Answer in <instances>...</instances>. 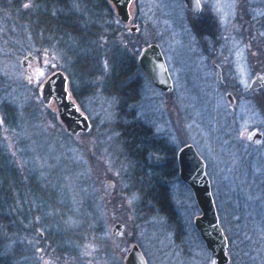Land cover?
Instances as JSON below:
<instances>
[{
    "label": "trees",
    "instance_id": "trees-1",
    "mask_svg": "<svg viewBox=\"0 0 264 264\" xmlns=\"http://www.w3.org/2000/svg\"><path fill=\"white\" fill-rule=\"evenodd\" d=\"M0 15L6 25L13 22L20 38L16 44L6 39V30L2 31L0 47L7 52L6 58L14 62L23 54H30L35 61L38 57L57 56L63 65L65 63L69 67L76 80V86L68 81V90L79 107L81 98L89 94L92 81L102 90L101 94L115 97L117 115L124 113L128 103L136 98V85L144 80L137 70L136 56L142 45L154 40L145 38L138 27L134 33L126 30L108 0H0ZM240 15L233 33L244 30L246 40L256 42L259 22L249 21L248 14L242 20ZM215 26L208 29L210 40H217ZM63 65L55 69L65 72ZM260 69L264 70V62ZM65 74L68 76V72ZM131 79L136 84L134 87L130 86ZM38 87L39 84L28 85L16 74L10 80L0 74V264H37L39 249L21 238L35 234L36 229L47 222L49 230L39 241L52 255L62 254L75 264H94L99 256L104 264H122L124 252L116 247L123 243L118 241V236L110 235L106 222L101 220L97 209H93L89 198L79 200V212L71 218L74 224L68 226L64 220L67 224L62 222L63 204L55 200L54 195L63 169L68 172L69 180L79 185L78 198L85 194L94 197L91 192H98L103 179L97 165L101 157L98 153L106 142L107 148L117 146L116 155L122 156L126 163L128 183L127 191L123 193L132 197L131 212L138 216L135 221L146 219L151 214L162 217L172 228L174 242L181 244L182 225L167 189V180L176 177L174 147L159 139H151L148 143L144 124L133 125L120 120L103 125L112 134L101 139V143L98 133H93V120L89 121L85 132L68 134L57 120L52 105L40 102ZM10 90L21 94L19 102L6 98L5 94ZM257 99L258 113L264 122V92L259 93ZM2 129L12 145H6ZM73 136L77 138L75 145L66 141ZM71 149L73 154L79 155L77 164L71 156L60 158L56 154L60 151L68 153ZM148 152L165 156L162 169L157 164L148 165L145 158ZM32 156H38L41 162L33 161ZM30 161L36 162L42 172L40 176L36 177ZM159 169L162 170L161 175ZM148 170L154 175L146 182ZM47 192L49 200L45 203ZM24 193L34 202L30 210L23 201ZM104 201L105 207H114L116 202L113 198ZM47 207L53 212L45 216L42 211ZM118 221L124 223L121 219ZM221 228L226 235L224 227ZM36 236L33 238L38 239ZM196 238L203 246L197 233ZM84 248H93L89 252L92 259L81 254ZM182 249V252H187L185 244H182ZM204 264H211L208 257Z\"/></svg>",
    "mask_w": 264,
    "mask_h": 264
},
{
    "label": "rangeland",
    "instance_id": "rangeland-1",
    "mask_svg": "<svg viewBox=\"0 0 264 264\" xmlns=\"http://www.w3.org/2000/svg\"><path fill=\"white\" fill-rule=\"evenodd\" d=\"M199 1L203 6V12L208 11L211 13L214 24H216V26L218 25V30H220L221 34L228 35V40L232 47L235 45L239 46L238 42L244 41L246 43V49L244 46H240L235 49L236 54H231V57L233 56L236 58V63L234 64L236 70L233 65H230L226 77L230 79L234 78L242 85L247 84L251 72L255 70L261 71L262 69L260 68L264 62V0H245L247 3H245L244 0ZM128 10L132 18L130 24L138 27V30L145 35V38L153 39L154 43L160 47L171 74L172 92L162 94L153 89L146 82L140 81V83L136 85V98L128 103L124 113L117 115L114 108L116 101L115 97L113 95L105 96L101 94L100 92L102 90L96 87V82L92 81L89 83V87H91L89 94L81 98L79 103L80 107H78L86 115L88 121L93 120L95 132L92 131L95 134L98 133L100 143L101 139H106L112 134V131H109V129H107L108 127L103 128V125L113 124L119 120L121 122H130L133 124L142 123L148 126L151 128L152 132L157 134V136L163 137L166 143L174 147V149L182 142H191L206 163V175L211 184V194L218 222L220 226L228 230L229 228L226 223L228 220L227 215L230 210L238 211V207L236 206V208H234L235 206L233 204L230 208L226 207V200L224 197L226 188L230 187L236 190V185L226 180L227 174L222 169L223 166L221 165V163H224V156L227 155L226 151H224V129L225 127H232L233 125V129L237 133L250 131V127H254L255 125L260 126L262 124V118L260 119L259 113H255L253 106L248 102L237 101L232 107V110L229 111L227 108L225 109L227 106L225 101L222 100L224 104L222 103L220 110L217 111L218 109L216 108L210 113L208 111V101H210V97L202 98L201 96L194 95L185 96L184 93L181 96L177 93L180 87L186 88L189 93L192 90H198L196 87L197 79H193L194 77H189L188 80L181 79L182 76L179 74L184 67L188 69L194 68L190 58L180 56V48L187 47L189 44L191 45V42L198 40L193 29L189 26L188 20L191 18L188 19L187 14L183 11L180 0H130ZM242 10L243 12H241ZM239 14H241L242 20L246 18L245 14H248L249 21L253 19L259 22V30L257 31L258 39H256V42L247 41L243 32L244 30L233 33L234 27L237 25L236 19H240L238 18ZM4 30H6V39L13 40L16 44L19 43L20 38L13 22H7L6 25V22H3L0 18V34ZM186 43H188V45ZM6 53L7 52L0 47V74L8 80L16 74L23 78L30 86L36 84L40 85L42 80L52 70H55V67L63 65V62H60L57 56L53 55V58L38 57L36 61L29 59L25 66H22L21 58L25 56V54L18 56L14 62H10L6 58ZM27 67L30 68L31 72H27ZM63 68L66 73L68 72L70 78V80H68V76L59 68L66 76L67 88H69L68 81H71V83L76 86V80L69 70V67L64 63ZM188 76L192 75L189 74ZM5 96L9 101L16 103L21 99V94L14 90H10ZM180 101L182 104L187 105L188 109L187 111L183 109L182 112L183 130L180 127V121L178 123L180 108L177 106L180 104ZM202 102H206L207 104H203ZM219 112H221L222 116H226V119L223 117L222 120L220 117V120L223 122L221 125H219L215 119V115H218ZM231 118L232 121L230 120ZM215 122L216 125L214 124ZM225 132H228V130ZM1 133L6 145H12L13 142H11V139L3 129ZM66 141L69 142V144H73L74 141H77V138L73 136L72 138H66ZM256 143L261 144V155L259 156L263 157L264 141L256 139ZM73 145H75V143ZM107 147L108 142L100 146L99 149L98 156L101 157L97 165L99 167V172L103 175V179L98 186L97 193L90 191L95 194L94 197H88V195L85 194L81 198H78L76 192L79 190V185L69 180L67 171L61 170L60 183L55 187V193H53L55 195V200L63 204L61 205L64 211L63 214H61L62 222L64 220L69 224L68 226H72L74 222L71 218L74 214L77 215L79 212V200L83 201L85 198H89V203L92 205L93 209H95V211L97 209V214L101 217V220L106 222L105 227L108 232H110V228L114 222H119L121 224L122 229L118 234V241L123 243V245L117 246L116 248L118 250L122 249L124 254L125 249L130 243H136L148 264H204L207 257L208 261L214 264L212 256L198 242L196 232L192 227L191 220L192 217L197 214V208L189 189L176 178L177 176L167 180V189L182 225V243L179 244L174 242L172 228L164 218L151 214L146 219L139 220L138 222L140 224L136 222L138 216H135L134 213L131 212L132 197L123 193V191H127L126 184L128 183L126 181V176H128L126 163L122 156L116 155L117 146L113 145L110 148ZM72 152L73 149L69 150L68 153L60 151L56 152V154L60 156V158L71 156L77 164L76 160L79 159V155L73 154ZM31 159L33 161L36 159V162H41L38 156H32ZM36 162L33 164L30 161L32 170L37 177L40 176L42 172L38 170ZM157 162H159L157 159L153 161L148 160V163L151 165ZM46 174L47 172L44 173V175ZM147 175L148 176H145L146 182L151 179L154 172L148 170ZM235 179L238 180V176H236ZM107 180L112 182L111 187L106 186ZM81 188L83 191H86L85 186ZM236 192H234V195ZM45 195L44 202L46 203V201L49 200V193L47 192ZM23 197L24 203L30 210L34 202L29 199L25 193ZM109 198L115 199L116 202L113 204L114 207L109 205L107 207L104 206V200ZM49 207H51L50 204ZM49 207L45 208V211H42L45 216L53 212ZM82 210L84 211V209ZM140 218H142V216H140ZM120 219L123 220L124 223L118 221ZM36 221L39 222V220ZM65 222L63 223L67 224ZM48 224L49 222L44 224L42 228L36 229L35 234L27 235V237L23 236L21 238H24V242L31 243L39 249L40 253L38 252V255L40 257H37L36 263L75 264L62 254H60V256L52 255L50 251L45 248L46 246L44 243L39 241V239L44 236V233L48 232ZM232 225L231 241L229 250L227 251L230 260L229 263L264 264V223L254 222L248 225L236 223ZM234 226L235 228H233ZM37 232H40L42 236L38 237ZM35 235H37L36 237H38V239L33 238ZM182 244H185V250H187V252H182ZM32 245L29 246L32 247ZM92 249L84 248L81 254L86 257L90 256L92 259L93 256L89 253ZM94 264H104L103 258L101 256L96 257Z\"/></svg>",
    "mask_w": 264,
    "mask_h": 264
},
{
    "label": "flooded vegetation",
    "instance_id": "flooded-vegetation-1",
    "mask_svg": "<svg viewBox=\"0 0 264 264\" xmlns=\"http://www.w3.org/2000/svg\"><path fill=\"white\" fill-rule=\"evenodd\" d=\"M198 2H199V11L195 14L186 10L183 7V4L181 2L183 11L185 12V14H187L188 19L191 18L188 20L189 26L193 29L198 40L195 42H191V45L190 44L188 45L189 42L186 43L188 46L180 48V52H179L181 57L190 58L194 66L193 69H188L187 67H184L179 72V74L182 76L181 79L188 80L189 77L191 78L194 77L193 79H197L196 87L198 88V90H192L193 92L190 91L189 93V91L186 88L180 87L177 90V93L181 96L184 93L185 96L194 95V96H201L202 98L210 97V101H208V106H209L208 111L210 113H212L216 108L218 109L217 111H219L222 106V103L224 104L222 100H224L227 106L225 107V109L227 108L229 111L232 110V107L235 105L237 101H240V102H245V103L248 102L250 105L253 106L255 113L258 114L257 96L259 95V93L264 92V81H263V89H254V90L247 91L246 87L255 74L261 75L264 73V70L252 71L251 76L247 84L245 85L240 84V82L234 78L230 79L229 77L228 78L226 77L228 75L227 70L229 69L230 65L234 66V64L236 63L235 62L236 58L233 56H232L233 57V61H232L231 54L233 55L236 54L235 49L239 48L240 46H244L246 49L247 45L243 41V42H238L239 46L235 45L234 47H232L230 41L228 40V35L221 34L220 30H218V25L215 26L216 24H214V20L212 18L211 13L208 11L203 12L204 11L203 6L201 5L199 0ZM131 20L132 18L130 15L128 24H130ZM123 24H124V28L126 29L127 23H123ZM192 25L194 26V28ZM213 26H215V28L217 27V34H218L217 40L208 39L209 38L208 29L213 28ZM128 31L131 32L130 30ZM134 32H131V33H134ZM144 45H142L141 48ZM140 50L138 51V54ZM163 59H164V56H163ZM164 62L166 65L168 75L171 80V87L167 90L159 89L158 87L153 85L146 77H144V75L140 73L138 68L137 70L139 71V75L142 76V78L144 79L143 82H146L149 86H151L156 91L162 94H167V93L172 92L173 86H172V78L169 72V68L165 60ZM217 69L219 71L221 82H219L216 78ZM234 69L236 70L235 66H234ZM189 74H191L192 76H188ZM135 85L136 84L134 83V80L131 79L130 86L134 87ZM227 94L230 95L232 100H230L227 97ZM177 107L180 108L179 115L177 114L179 118L178 123L180 121L181 123L180 127L183 130L184 125H182V122H183L182 112H183V109L185 111L188 110L187 105L182 104L180 101V104ZM220 114L221 112H219L218 115H215L216 122L219 125L223 124V122L221 121L223 117L226 119V116H222V114L221 115ZM258 115L261 119L262 116L260 114ZM220 117H221V120H220ZM232 118L230 119L231 121H232ZM216 122L214 123L215 125H216ZM261 123L262 124L260 126L255 125L254 127H250V131H245V132H240V133H237L233 129V125L232 127L230 126L225 127L224 129L225 131L228 130V132L224 131V135H223V138L225 139L224 151H226L227 155L224 156V163H221V165L223 166L222 169L227 174L226 180L236 185L235 186L236 190H233L230 187L226 188L224 197L226 200V207L230 208L232 204L235 206L234 208H236V206L238 207V211L230 210L227 215L228 220L226 223L229 229L225 231L226 235L224 234L226 238V243H227L226 254H227V251L229 250V245L231 241V231H232V226H233L232 224L243 223V224L248 225L254 222L261 223V224L264 223V161H263L264 156L263 157L259 156L261 155L262 146L261 144L256 143V139L264 141L263 118L261 119ZM135 124L136 123H134L133 125ZM146 127L147 129L144 131L146 135L145 138L148 141V143L151 142V139H155V140L159 139V140L165 141L163 137L157 136V134L152 132L151 128H149L148 126ZM252 129H257V130H252ZM186 143L192 144L191 142L180 143L178 147H176L175 152L180 146ZM192 146L194 147L193 144ZM194 149L197 152L195 147ZM145 158H146L147 163H148V160L153 161L157 159V161L159 162H157L156 164L157 166L160 167V169H162V165L165 162V156H156L155 154H152L150 152L147 153V156H145ZM174 161H175V155H174ZM148 165H151V164L148 163ZM175 166H176V161H175ZM204 166H206L205 161H204ZM161 172L162 170L159 172L160 175H161ZM205 173H206V167H205ZM176 176H177V170H176ZM236 176H238V180L235 179ZM208 182H209V188H210V193H211V184H210L209 178H208ZM181 183L184 184L183 182ZM185 186L189 189L187 185ZM234 192H236L235 195H234ZM211 197H212V194H211ZM212 200H213V197H212ZM233 228H235V226ZM41 236L42 235L38 237H41ZM227 257H228V260L226 264H230L228 254H227Z\"/></svg>",
    "mask_w": 264,
    "mask_h": 264
},
{
    "label": "water",
    "instance_id": "water-1",
    "mask_svg": "<svg viewBox=\"0 0 264 264\" xmlns=\"http://www.w3.org/2000/svg\"><path fill=\"white\" fill-rule=\"evenodd\" d=\"M120 22L127 23L126 29L134 32L136 26L128 24L130 13L128 10L130 0H108ZM183 7L193 14L199 11L198 0H181ZM32 59L30 54L21 58V65L25 66L27 60ZM138 70L153 85L161 90L171 87V80L159 46L150 42L144 45L137 58ZM27 72H31L27 67ZM216 78L220 75L217 69ZM264 73L255 74L248 83L246 90L263 89ZM227 97L232 100L229 94ZM38 98L43 105H52L56 118L63 130L68 134L85 132L89 128L86 115L80 110L70 96L67 88L66 76L60 69L50 72L38 87ZM177 177L190 189L192 199L197 208V214L192 217L191 223L204 248L212 256L214 264H226V238L218 222L215 206L211 197L208 178L205 173L203 159L197 154L190 143L183 144L175 152ZM106 186L111 187L112 182L107 180ZM121 230L119 222L113 223L110 234L115 237ZM40 236L41 233L37 232ZM122 264H147L136 243H130L125 249Z\"/></svg>",
    "mask_w": 264,
    "mask_h": 264
}]
</instances>
